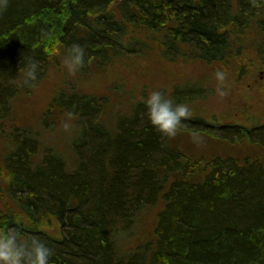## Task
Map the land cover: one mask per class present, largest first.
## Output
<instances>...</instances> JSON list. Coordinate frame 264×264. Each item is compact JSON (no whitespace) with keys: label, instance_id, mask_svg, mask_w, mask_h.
I'll return each mask as SVG.
<instances>
[{"label":"trees","instance_id":"trees-1","mask_svg":"<svg viewBox=\"0 0 264 264\" xmlns=\"http://www.w3.org/2000/svg\"><path fill=\"white\" fill-rule=\"evenodd\" d=\"M248 32L264 41L262 0H7L0 10V140L7 145L0 227L46 240L55 250L51 264H264V125L188 118L165 137L139 100L130 106L131 123L118 118L109 127L101 120L103 97L72 95L56 83L42 131L68 116L93 118L91 165L78 156L71 172L36 131L11 122L13 103L49 69L65 76L71 44L85 47V65L75 73L84 79L151 52L167 63L217 66ZM33 60L37 79L25 84ZM189 130L208 131L227 151L186 155L178 137ZM150 212L153 226L141 233L139 220Z\"/></svg>","mask_w":264,"mask_h":264},{"label":"rangeland","instance_id":"rangeland-1","mask_svg":"<svg viewBox=\"0 0 264 264\" xmlns=\"http://www.w3.org/2000/svg\"><path fill=\"white\" fill-rule=\"evenodd\" d=\"M256 35L248 32L244 41L242 39L236 42L237 51L234 52L233 58L217 66H204L183 59L167 63L159 54L151 52L136 59H122L107 72L84 79H79L68 70L65 76L59 79L58 70L49 69L47 76L32 93L21 95L13 103L16 120L11 122L36 131V139L60 155L71 172L74 169L72 161L74 158L79 160L78 156L80 160L85 159L87 165H91L93 118L84 117L77 121V117L68 116L70 118L65 117L50 129L42 131L43 127L39 122L42 120L43 106L56 83L63 85L66 92L72 95L103 97L106 107L101 120L109 127H114L118 118L131 123L133 115L131 116L129 111L130 106L156 88L164 90L172 98L176 97L189 103L192 110L190 119H200L209 125H236L249 129L255 125H264V47L261 44L264 41L259 34ZM131 63L133 65H130ZM221 68L229 73L225 82L229 94L225 97L215 93L217 81L214 73ZM141 115L133 125L136 128L141 126ZM78 131L82 132V135H79L81 133L78 134ZM204 132L197 133L200 139L193 137L196 132L192 130L178 137L181 140V149L186 155H203L208 158L217 152L221 154L227 151L226 145L208 137V131ZM260 134L261 132H254L253 135L259 138L257 135ZM80 136L83 138L78 139ZM3 144L0 140V156L7 148V145ZM92 185L95 190V184ZM153 215L154 212H150L140 218L141 233H146L153 226ZM134 239L137 240V237Z\"/></svg>","mask_w":264,"mask_h":264},{"label":"clouds","instance_id":"clouds-1","mask_svg":"<svg viewBox=\"0 0 264 264\" xmlns=\"http://www.w3.org/2000/svg\"><path fill=\"white\" fill-rule=\"evenodd\" d=\"M7 0H0L3 10ZM85 47L79 43L71 44L63 53V64L72 74L85 65ZM38 61L33 60L25 68L24 83L30 84L37 79ZM217 81L215 93L220 97L229 94L225 87L229 73L226 69H217L214 73ZM140 101L146 107L150 124L165 137H174L184 121L191 117L192 110L187 102H177L162 89L156 88L141 96ZM193 137L200 139L197 133ZM55 250L38 236L25 238L16 227H0V264H51Z\"/></svg>","mask_w":264,"mask_h":264}]
</instances>
